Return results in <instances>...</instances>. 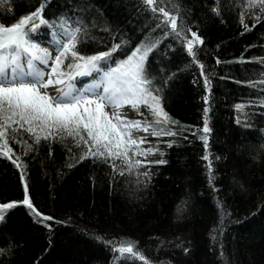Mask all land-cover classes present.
<instances>
[{
    "label": "trees",
    "instance_id": "16d2710c",
    "mask_svg": "<svg viewBox=\"0 0 264 264\" xmlns=\"http://www.w3.org/2000/svg\"><path fill=\"white\" fill-rule=\"evenodd\" d=\"M41 3L48 23L36 20L39 26L30 34L40 48L47 50V36L79 28L82 55L122 45L102 64L108 68L154 42L145 67L165 111L178 123L153 126L177 135L147 133L146 148L157 150L147 157L151 163L121 176L111 161L80 160L84 149L71 138L35 144L21 130L9 139L8 155L0 154V203L22 201L26 181L34 207L53 220L19 203L8 210L0 220V264H145L114 251L109 241L134 242L147 264H264V13L259 6L249 9L248 0H163L155 7L179 14L180 37L144 0H4L0 22L10 25ZM188 28L203 40L194 47L204 75L186 50L184 37L192 39ZM70 62L65 61L66 71ZM140 113L141 121L154 120L143 105ZM159 160L166 162L155 163Z\"/></svg>",
    "mask_w": 264,
    "mask_h": 264
},
{
    "label": "snow or ice",
    "instance_id": "6c2138e0",
    "mask_svg": "<svg viewBox=\"0 0 264 264\" xmlns=\"http://www.w3.org/2000/svg\"><path fill=\"white\" fill-rule=\"evenodd\" d=\"M162 2L163 0H144L154 13L158 11L163 14L164 25H170L172 33L180 37L183 30H178L179 14L172 15L163 7H155ZM0 3H4V0H0ZM257 6L261 13H264V0H248L249 9ZM44 7L45 5L41 3L30 15L21 17L10 25L0 22V144H2L0 154L8 155L11 151L8 147L9 139L15 140L23 130L30 134L35 144H39L41 140L63 141L71 138L76 147L84 149L80 160L92 157L102 159L106 163L111 161L113 171L119 172L121 176L125 171L130 174L133 168L144 167L147 157L157 150L152 147L141 148L148 137L136 136L134 132L142 131L157 137L177 135L176 132L165 131L163 128L157 131L153 126L178 123L171 120L165 111L163 98L159 94L160 89L153 87L154 82L145 67L147 56L156 44L146 42L144 46L136 47L126 59L114 61V67H108L107 71H103L102 64L106 65L112 54L122 45L114 44L109 51L95 55H82L77 47L80 29L76 28L68 35L67 42L59 46L53 58L46 49L31 42L30 34L39 26L35 21L39 20V24L48 23L42 16ZM255 18L259 21L260 16L257 15ZM241 23L244 24L243 13ZM244 27L248 29L247 24H244ZM187 32L191 33L192 39L184 37L186 50L199 64V61L195 60L197 50L194 45L203 44V40L191 28H188ZM69 58L71 62L66 65V71L65 61ZM199 67L201 74L204 75L205 66L199 64ZM101 71L103 73L101 79L90 88L81 91L75 87L73 81L76 77ZM209 84L210 81L205 76V86L208 87ZM54 86L53 94L48 90ZM204 100L208 102L207 95ZM141 105L154 117L152 122L129 119L121 111L125 106H129L143 115L140 113ZM106 108H111V112L106 111ZM237 108H242V105H237ZM208 111V108L204 109L202 131L205 134L211 131L207 119ZM201 139L207 147V135L201 136ZM24 143L27 144V141ZM27 146L31 150L32 145ZM130 154L143 156L145 161L139 159L133 161ZM203 159L209 161L208 167L211 169L209 156L205 155ZM116 161L120 163L117 164ZM165 162L155 161L161 164ZM72 166L69 164V167ZM142 174L148 175L147 171ZM21 179L24 180L23 174ZM18 203L26 205L34 215L42 217L43 220H53V217L43 216L34 207L26 181L22 201L0 203V220H3L8 210L16 207ZM109 244H113V250L121 255L130 254L147 264L134 242L119 241L117 246L113 241H109Z\"/></svg>",
    "mask_w": 264,
    "mask_h": 264
},
{
    "label": "rangeland",
    "instance_id": "374dc122",
    "mask_svg": "<svg viewBox=\"0 0 264 264\" xmlns=\"http://www.w3.org/2000/svg\"><path fill=\"white\" fill-rule=\"evenodd\" d=\"M256 12H258V10H256ZM68 35H70V34H67V35H66V34H65V35H60L61 40H59V41H60L59 44L66 43V42H67V39H68ZM56 44H57V43H56ZM48 48H49V49H48V52H49V53L51 54V56L54 58L55 55L57 54V51H58V49H59V46H55V45H52V44L49 43ZM50 63H51V62H50ZM106 71H107V70H106ZM95 73H96L98 76L103 74L102 71H101V72H95ZM93 75H95V74L92 73L91 75L86 76L85 78H82L79 82H76V81L74 80L73 83L79 85V87H82V89H85V84H86V83L89 84L88 79H89L91 76H93ZM94 83H95V82H94ZM94 83H93V84H94ZM93 84H89V85L92 86ZM48 91H49L50 93H53V94H54V93H55V86H54V87H50ZM263 109H264V107H263ZM105 110L111 112V108H106ZM121 111H122L123 113H125L129 119H132V120H141V119H142V115L138 114L137 112H135L134 110L128 108L127 106H125L124 108H122ZM134 135H136V136H145L146 133L140 131V132H134ZM141 148H146V145H145V144L141 145ZM136 157H137V159L140 158V156H136Z\"/></svg>",
    "mask_w": 264,
    "mask_h": 264
},
{
    "label": "bare ground",
    "instance_id": "6f19581e",
    "mask_svg": "<svg viewBox=\"0 0 264 264\" xmlns=\"http://www.w3.org/2000/svg\"><path fill=\"white\" fill-rule=\"evenodd\" d=\"M101 77H102V75L97 76L95 82H97L99 79H101ZM46 78H47V77H46ZM90 87H91V86H90ZM90 87H89V88H90Z\"/></svg>",
    "mask_w": 264,
    "mask_h": 264
}]
</instances>
